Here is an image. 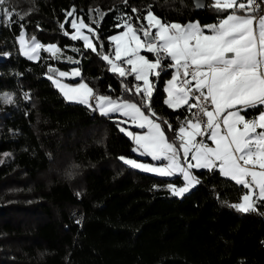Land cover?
I'll return each instance as SVG.
<instances>
[{"label":"trees","instance_id":"16d2710c","mask_svg":"<svg viewBox=\"0 0 264 264\" xmlns=\"http://www.w3.org/2000/svg\"><path fill=\"white\" fill-rule=\"evenodd\" d=\"M206 1L197 12L192 0H8L6 6L25 18L14 15L10 26L0 22V95L14 97L11 104L0 101V264H264V202L255 212L229 207L247 190L215 171L192 170L201 183L173 196L167 185L182 186L180 176H152L122 162L120 157L152 163L132 151L118 116L65 102L47 78L51 67L79 68L80 78L70 83L139 103L125 91L137 83L132 76L112 73L99 55L63 34L73 33L66 12L75 8V18L96 30L100 40L93 42L107 53L109 38L124 30L116 26L121 17L139 27L148 10L180 24L211 25L230 14ZM95 9L106 13L103 19ZM21 25L28 38L56 44L60 58L43 51L38 61L23 57ZM172 71L152 77V109L162 127L172 126L170 139L192 112L164 103Z\"/></svg>","mask_w":264,"mask_h":264},{"label":"snow or ice","instance_id":"6c2138e0","mask_svg":"<svg viewBox=\"0 0 264 264\" xmlns=\"http://www.w3.org/2000/svg\"><path fill=\"white\" fill-rule=\"evenodd\" d=\"M127 4V0H124ZM258 0H214L217 12H229L226 18L211 25L199 21L187 24L165 22L151 10L143 17L139 27L131 18H120L117 27L124 30L109 38L113 46L105 53L104 45L93 42L100 40L96 30L76 17L70 21L72 34L64 31L73 41H82L85 49L100 56L109 65V70L126 79L132 76L137 82L132 88L125 85V91L140 97V102L113 99L99 95L87 83L70 85L65 79L81 76L79 68L71 72L49 68L47 78L68 101L92 107L103 116L118 114L125 119L117 120L119 130L128 136L139 156L150 157L152 161L164 162L162 166L138 162L120 157L125 165L159 177L180 176L183 186L167 185L173 196L183 197L201 181L193 169L218 172L247 191L240 202L229 207L241 212L257 211V203L264 202V8ZM0 0V17L9 26L13 16L23 20ZM205 7V5H199ZM100 19L106 13L94 10ZM133 12L137 10L132 9ZM76 9L66 12V17H75ZM69 23L65 20L61 23ZM93 23H97L93 20ZM19 51L28 60L38 61L40 52L50 53L59 59L61 49L56 44L47 46L36 36L27 37L21 25ZM85 30L89 34H85ZM72 51H79L73 48ZM150 53V59L141 53ZM71 63L79 60L68 57ZM165 61L169 63L165 64ZM166 69H172L167 80L164 103L178 111L186 107L193 109L191 119L182 122L175 138L170 139L166 131H173L169 124L166 130L158 122L152 109L156 90L152 77L159 79ZM25 98L28 94L25 93ZM0 101L11 104L14 97L9 93L0 95ZM94 102V103H93ZM252 110L254 114L249 115ZM142 133H134L121 126L129 123ZM164 124L168 122L163 121ZM207 141H210L209 144ZM3 163V161H0Z\"/></svg>","mask_w":264,"mask_h":264},{"label":"crops","instance_id":"0c3cea01","mask_svg":"<svg viewBox=\"0 0 264 264\" xmlns=\"http://www.w3.org/2000/svg\"><path fill=\"white\" fill-rule=\"evenodd\" d=\"M210 1H212V2H214V0H210ZM263 8H264V4H263ZM166 86V85H165ZM166 96H167V94H166ZM85 107H89V106H87V105H84ZM89 108H91V109H93L92 107H89ZM98 111V110H97ZM99 112V111H98ZM113 115H116V116H118V114H110V116H113ZM119 117V116H118ZM120 119H125L124 117H119ZM125 128H127L129 131H132V132H134V130L136 131V132H134V133H142L144 130H141V129H137V128H135L134 126H132L131 124H130V122L129 123H127V124H124L123 125ZM134 129V130H133ZM206 142H208L209 144L211 143L210 141H207V139H206ZM136 153V152H135ZM137 154V153H136ZM138 155V154H137ZM141 157H143V158H147V159H150L151 160V158L150 157H147V156H141ZM152 161V160H151ZM138 162H140V161H138ZM163 163L164 162H156V161H152V163H149V164H155V165H157V166H162L163 165ZM128 166V165H127ZM130 167V166H129ZM131 168V167H130ZM133 169V168H132ZM134 170H137V169H134ZM193 170H195V171H207V170H204V169H193ZM137 171H139V170H137ZM139 172H142V171H139ZM142 173H145V174H148V175H152V176H157V175H155V174H152V173H146V172H142ZM221 177H223V176H221ZM224 178V177H223ZM226 179V178H225ZM183 180V179H182ZM184 183V182H183ZM238 186H240V185H238ZM186 194V193H185ZM176 197H178V196H176Z\"/></svg>","mask_w":264,"mask_h":264},{"label":"rangeland","instance_id":"374dc122","mask_svg":"<svg viewBox=\"0 0 264 264\" xmlns=\"http://www.w3.org/2000/svg\"><path fill=\"white\" fill-rule=\"evenodd\" d=\"M75 17H71V20L72 19H74ZM1 21H4L3 20V18L2 17H0V22ZM74 31V30H73ZM85 34H89V33H87V31L85 30ZM90 35V34H89ZM18 39H19V37L17 38V43H18ZM82 42V41H81ZM83 43V42H82ZM18 46H19V43H18ZM23 56V55H22ZM23 57H25V56H23ZM26 58V57H25ZM27 59V58H26ZM31 61V60H30ZM51 68H53V67H51ZM55 69H57V68H55ZM57 70H59V69H57ZM73 69H71V70H69V71H65V72H71ZM59 71H62V70H59ZM49 73V72H48ZM51 73H49L48 75H50ZM80 77H77V78H75V79H65L63 82L64 83H67V84H70V85H76V84H72V83H70L69 81L70 80H77V79H79ZM81 83V82H80ZM84 83V82H83ZM55 87V86H54ZM55 89H57L56 87H55ZM57 91L60 93V95L62 96V98L65 100V102H67V103H72V104H80V103H77V102H74V101H68V100H66L65 98H64V96L61 94V92L57 89ZM80 105H83L84 106V104H80ZM184 182V181H183ZM183 185H184V183H183ZM182 185V186H183ZM194 188V187H193ZM193 188H191L186 194H188Z\"/></svg>","mask_w":264,"mask_h":264},{"label":"water","instance_id":"95a60500","mask_svg":"<svg viewBox=\"0 0 264 264\" xmlns=\"http://www.w3.org/2000/svg\"><path fill=\"white\" fill-rule=\"evenodd\" d=\"M192 4L194 6L195 11L200 12L206 9L207 1L206 0H192ZM199 5H205V7H199Z\"/></svg>","mask_w":264,"mask_h":264},{"label":"built area","instance_id":"2783aa9c","mask_svg":"<svg viewBox=\"0 0 264 264\" xmlns=\"http://www.w3.org/2000/svg\"><path fill=\"white\" fill-rule=\"evenodd\" d=\"M240 2H244V3H246V0H240ZM260 2H261V0H258V3H260ZM263 4H264V3L261 4V7H262ZM195 111H196L195 109L192 110L189 119L192 118V113L195 112Z\"/></svg>","mask_w":264,"mask_h":264}]
</instances>
